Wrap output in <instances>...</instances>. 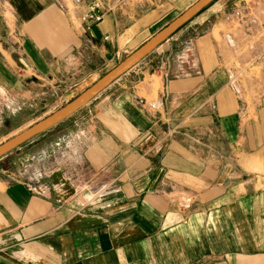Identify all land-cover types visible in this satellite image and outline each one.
<instances>
[{
	"label": "crops",
	"instance_id": "obj_1",
	"mask_svg": "<svg viewBox=\"0 0 264 264\" xmlns=\"http://www.w3.org/2000/svg\"><path fill=\"white\" fill-rule=\"evenodd\" d=\"M81 1L0 0L2 87L16 64L51 97L94 83L197 0H123L88 28ZM195 20L81 108L73 141L39 139L38 168L2 163L0 264H264V0Z\"/></svg>",
	"mask_w": 264,
	"mask_h": 264
},
{
	"label": "rangeland",
	"instance_id": "obj_2",
	"mask_svg": "<svg viewBox=\"0 0 264 264\" xmlns=\"http://www.w3.org/2000/svg\"><path fill=\"white\" fill-rule=\"evenodd\" d=\"M216 1L217 0L213 1L210 5L216 3ZM66 3L69 10L73 11L74 8L71 0H66ZM210 5L202 10V12ZM202 12L199 15H201ZM176 14L178 16V13ZM195 18L190 22H195ZM201 32L202 30L199 28L195 32H189V35L194 37V35H199ZM127 55L128 54L120 57L119 61ZM112 68L113 66H108L102 73L98 74V78ZM8 81L4 83L7 86L6 88L0 85V145L57 111L93 84L92 81L82 83L76 82L74 84L78 86L81 84V87L76 91H73L76 87H71L72 90L70 91L61 86L59 88L58 97H51L48 92L49 86L42 87L38 82V73L29 66L22 67L18 64L12 66L11 80L10 82ZM87 125L88 116L85 110L78 111L57 126L37 135L19 148L10 152V154H7V156L1 160L0 166L2 163L7 165L9 161L12 160V164L15 165L14 168L18 170L25 167L30 168L29 170L38 168L39 139L42 137H52L53 139L63 138L65 141H73L80 130L83 127H87ZM60 148L65 149L63 145V147L56 149V152H60Z\"/></svg>",
	"mask_w": 264,
	"mask_h": 264
},
{
	"label": "water",
	"instance_id": "obj_3",
	"mask_svg": "<svg viewBox=\"0 0 264 264\" xmlns=\"http://www.w3.org/2000/svg\"><path fill=\"white\" fill-rule=\"evenodd\" d=\"M215 0H197L183 13L173 19L169 24L154 34L148 41L131 54L125 56L116 66L102 75L92 85L82 91L63 107L53 112L44 119L38 121L23 132L0 145V159L21 145L57 126L67 118L74 115L101 92L117 81L121 76L130 71L149 54L170 39L184 25L192 21L203 9Z\"/></svg>",
	"mask_w": 264,
	"mask_h": 264
},
{
	"label": "built area",
	"instance_id": "obj_4",
	"mask_svg": "<svg viewBox=\"0 0 264 264\" xmlns=\"http://www.w3.org/2000/svg\"><path fill=\"white\" fill-rule=\"evenodd\" d=\"M81 2V0H71L73 6H78ZM122 4H124L123 0H117L116 2L90 0L86 5L87 8L82 12L80 19L85 27L88 28L95 22H98L104 14ZM237 16H239V14H237Z\"/></svg>",
	"mask_w": 264,
	"mask_h": 264
},
{
	"label": "trees",
	"instance_id": "obj_5",
	"mask_svg": "<svg viewBox=\"0 0 264 264\" xmlns=\"http://www.w3.org/2000/svg\"><path fill=\"white\" fill-rule=\"evenodd\" d=\"M203 10H204V9H203ZM201 12H202V11H201ZM201 12H200V13H201ZM200 13H199V14H200ZM199 14H198V15H199ZM198 15H197V16H198ZM187 24H188V23H187ZM187 24H186V25H187ZM184 26H185V25H184ZM184 26H183V27H184ZM183 27H182V28H183Z\"/></svg>",
	"mask_w": 264,
	"mask_h": 264
}]
</instances>
